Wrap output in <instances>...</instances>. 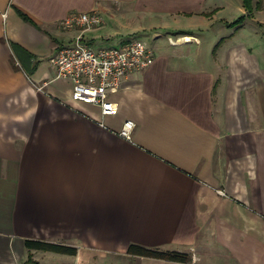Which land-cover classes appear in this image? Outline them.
<instances>
[{"label":"crops","instance_id":"crops-1","mask_svg":"<svg viewBox=\"0 0 264 264\" xmlns=\"http://www.w3.org/2000/svg\"><path fill=\"white\" fill-rule=\"evenodd\" d=\"M228 2L0 0V264H264V37L229 25L236 14L220 17ZM123 3L167 19L166 35L144 40L151 63L124 78L110 95L116 112L101 116L71 100L49 57L77 33L59 20ZM130 25L83 36L117 45ZM10 42L31 53L30 73ZM130 243L191 260L128 254Z\"/></svg>","mask_w":264,"mask_h":264},{"label":"built area","instance_id":"built-area-1","mask_svg":"<svg viewBox=\"0 0 264 264\" xmlns=\"http://www.w3.org/2000/svg\"><path fill=\"white\" fill-rule=\"evenodd\" d=\"M101 23L102 17L94 9L71 12L59 20L60 28L79 31L67 45L57 48L49 61L54 67L53 78L71 81V100L95 105L105 116L117 110L110 95L121 87L129 73L145 69L153 54L140 38L125 39L118 45L93 46L84 39L83 32ZM132 127L130 120L125 121L121 133L129 137Z\"/></svg>","mask_w":264,"mask_h":264},{"label":"rangeland","instance_id":"rangeland-1","mask_svg":"<svg viewBox=\"0 0 264 264\" xmlns=\"http://www.w3.org/2000/svg\"><path fill=\"white\" fill-rule=\"evenodd\" d=\"M257 0H252V4ZM238 0H231V2L226 3L225 10L220 14V17H224L226 19H230L231 16H235V14L238 12ZM105 9L101 8H93L96 10L100 15H103L102 23L94 28H91L89 30H86L83 32V34L87 31L94 30L96 35H102L103 36H109V37H116L120 35V32H123V28L127 25H130L132 27H138L137 31L133 32L132 34H129L126 38H140L146 41L150 40V37L153 35H162L165 36L166 32L163 31V26L165 23L168 22L167 19H161V18H150L148 16H144L141 13H131L129 10V5L122 4V6H119V8L112 4H105ZM238 15V14H236ZM181 21V20H180ZM188 20H182L181 24H187ZM243 28L246 29V31L254 34L261 35L264 37V0H260V6L259 9L253 8L250 12V15L244 20ZM120 28H122L120 30ZM79 29H77V32ZM100 37V39H101ZM99 39V38H98ZM173 39H177V37H174ZM171 41V39H169ZM69 43V42H68ZM68 43L64 44L67 45ZM94 44V43H93ZM107 44V43H103ZM116 45V44H114ZM118 45V44H117ZM93 46H99L94 44ZM107 46V45H102ZM250 53L252 51V47H250ZM252 57V56H251Z\"/></svg>","mask_w":264,"mask_h":264},{"label":"trees","instance_id":"trees-1","mask_svg":"<svg viewBox=\"0 0 264 264\" xmlns=\"http://www.w3.org/2000/svg\"><path fill=\"white\" fill-rule=\"evenodd\" d=\"M241 4L243 6L244 12L239 14L232 22L229 23V25L235 26L241 24L250 15V12L253 8L259 9L260 0H257L254 5L252 4V0H241ZM10 47L13 54L16 56L27 73H30L34 68V64L33 66H30L32 62L31 60L33 58L31 53L15 42H10ZM24 245L27 249L47 250L62 254H75L76 251L75 247L70 245L39 239H25ZM126 252L128 254L178 262H188L191 260V254L186 251L168 249L162 250L135 243H130L127 246ZM27 262H30L31 264H38L36 261H33L30 256L27 257Z\"/></svg>","mask_w":264,"mask_h":264},{"label":"bare ground","instance_id":"bare-ground-1","mask_svg":"<svg viewBox=\"0 0 264 264\" xmlns=\"http://www.w3.org/2000/svg\"><path fill=\"white\" fill-rule=\"evenodd\" d=\"M187 39H189V38H187Z\"/></svg>","mask_w":264,"mask_h":264}]
</instances>
